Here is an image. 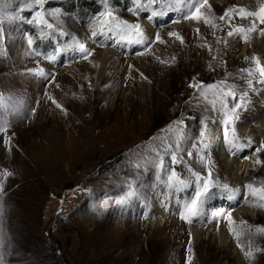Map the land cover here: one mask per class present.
<instances>
[{
    "label": "rangeland",
    "instance_id": "rangeland-1",
    "mask_svg": "<svg viewBox=\"0 0 264 264\" xmlns=\"http://www.w3.org/2000/svg\"><path fill=\"white\" fill-rule=\"evenodd\" d=\"M64 1L0 0V264H264V233L256 231L264 228V207L252 206L245 188L264 183V128L255 125L246 135L238 129L264 93V76L251 59L264 65V23L237 13L219 18L229 8L255 11L264 0H207L210 10L205 6L199 15L215 28L191 18L175 23L171 15L152 26V35L143 24L159 3L118 7L107 0L106 9L105 0H79L94 4L92 13L91 5L76 11L78 0L73 6ZM106 10L116 21L102 22ZM117 21L141 26L143 41L121 36L145 50L119 53L97 83L99 60L113 39L102 28ZM78 49L84 50L79 59ZM67 50L65 67L62 57L49 64ZM222 102L228 104L233 145L261 148L256 157L262 163L239 181L224 139ZM79 103L83 111L77 113ZM236 103L243 106L233 114ZM173 172L186 185L170 186ZM192 172L212 182L200 215L201 225L210 228L198 240L186 219L151 221L154 209L171 210L177 193L186 203L196 197ZM235 189L240 192L234 195ZM231 208L241 217L229 214ZM223 226L231 238L224 246L216 237Z\"/></svg>",
    "mask_w": 264,
    "mask_h": 264
},
{
    "label": "snow or ice",
    "instance_id": "snow-or-ice-1",
    "mask_svg": "<svg viewBox=\"0 0 264 264\" xmlns=\"http://www.w3.org/2000/svg\"><path fill=\"white\" fill-rule=\"evenodd\" d=\"M37 3H40V0H36ZM135 2V0H134ZM189 0H147V4H139L138 7H143V8H151L153 4L159 3L161 6V9H164L167 6H170L171 4H176L178 6H182L185 3H188ZM207 5V0H191V3L189 4V11L185 14L184 18H191V19H195L197 21L199 20H203V22L206 25H209L212 28L216 27V24L214 22H212L211 19H209L208 17H204L202 15H199L200 13V9L204 8ZM105 7L107 9V0H105ZM209 10H210V6ZM193 9L195 11H193ZM233 13H237L240 14L242 17H258L260 19L261 23H264V4H262L259 9L252 11V10H247L245 8H239V9H234V8H229L227 9L224 14L222 16H220L219 18L221 20H224L225 18H228L229 20H231V14ZM56 13H50V15H55ZM153 16L156 15H161L163 14L162 11L158 12L155 9H153L152 12ZM37 15L39 16L40 13H37ZM102 17H106V20H103V23H108L109 20L111 21H116V17H114L112 15L111 11H105V13L101 14ZM118 28L121 29L122 32L125 33V37L126 38H130L132 36L137 37L140 41H143L144 39H146L147 37L145 36V33L143 31V29L141 28V26L139 24H131L128 23L126 21H117V25ZM47 27L51 28L52 25L51 24H47ZM254 30V25L253 28L248 29V31H253ZM238 31L240 32H244L245 30L243 28L238 29ZM95 34V33H94ZM229 35H233L232 32H229ZM169 36H176L177 39H180L181 43H183V39L182 37H180L177 33H169ZM156 39L159 40V35L156 36ZM244 39L247 40V36H244ZM32 41L31 39H29V44L31 45ZM85 59H87V55H85L84 57ZM252 61L257 65V70L259 71V73L264 76V65H261L259 62V58L256 56H253ZM41 75H43V73H41ZM249 83L251 84V81H249ZM261 83H264V80L261 81ZM189 87H194V88H201L202 86L200 84H190ZM213 87H216L215 85H208L207 88L211 89ZM203 94V93H202ZM227 96H235V93L232 91H229L226 93ZM247 93H244L243 96H246ZM243 96L241 97V99H243ZM2 100L3 98L0 97V106H4L2 104ZM213 104H215V101H213ZM59 107V105H57ZM243 105L240 103H236L233 105V107L231 108V112L233 114H235L236 110L241 108ZM221 111L223 113V116L225 117V119L223 120V123L225 125V135H224V139L226 142L231 143L232 140L229 137V132H228V126L230 124V119L229 117V110H228V104L226 102H222V108ZM208 134V129H207V125H205L202 129V131L200 132V138L201 141L203 142ZM234 139V137H233ZM264 147V146H261ZM256 152L261 151V148H257L255 149ZM174 161H175V157H173ZM201 162H203V157H201ZM256 164H260L262 163V161L257 158L254 161ZM157 167H162V162L160 165H157ZM191 171V169L189 170ZM5 176H9L11 175V173L5 172L4 173ZM192 175L195 177V182H196V197L194 199L191 200L190 203H186L185 204V213H187V215H185L184 213L181 214V218L182 219H186L188 220V222H191V220L189 219V216H197L201 213L202 211V207L203 204L205 202V197L208 194V187L210 185V182L208 179L202 177L199 173L197 172H192ZM209 175H211V173H209ZM175 181L176 183L180 184V185H186L187 182L179 180V178L176 176V173L173 172L171 174V176L169 177V182H170V186H171V182ZM203 183L204 185V190L203 192L200 191V186ZM225 190H228L227 185L223 186ZM245 188L248 190L247 191V196L250 197L254 203L252 206L254 207H264V183H262L259 187L255 186L254 184H248L245 186ZM0 189H2V185H0ZM234 195L240 192V189H235L232 190ZM231 230V228H230ZM257 232L260 233H264V228H260L258 227L256 229ZM245 255L249 258L252 257V252L251 251H247L245 252Z\"/></svg>",
    "mask_w": 264,
    "mask_h": 264
},
{
    "label": "bare ground",
    "instance_id": "bare-ground-1",
    "mask_svg": "<svg viewBox=\"0 0 264 264\" xmlns=\"http://www.w3.org/2000/svg\"><path fill=\"white\" fill-rule=\"evenodd\" d=\"M254 1L255 0H237L239 4H247V3H252ZM143 25H144V30L146 34L152 35L153 33L152 25L150 23H147L146 21L144 22ZM86 48L89 49L90 51L93 50L90 44L86 45ZM112 48L113 47H111V45H108L105 47V50L102 53V56L98 63L99 68L101 69L98 68V71L95 77L97 83L100 82L101 79L103 78L101 70L105 66H107L108 63L112 62V64H114L113 62L116 63V61L119 60L118 57H120V55L118 51L115 48L113 49ZM261 48H262V51H264V45ZM69 58H70V62H69V66L67 69L68 71H71L73 69L72 63L75 58L74 56H71ZM82 111H83V105L79 103L77 107V113L82 112ZM255 125L259 127V129L264 128V93L260 94V96L254 100L249 111L248 112L246 111L242 115L238 123V129L240 132L246 135V134H249L250 131H252L251 128ZM118 126L116 127L114 126L115 128H112V130L115 131L119 129ZM109 135H110V132H107L104 138H109ZM263 136H264V133H263ZM258 138L259 137L257 136L254 137L255 144L256 142H258ZM85 143L86 141L81 145L83 146L85 145ZM236 148L238 149V152L236 155H234L235 157L234 159L235 178L234 179L236 181H239L242 177L246 175L247 172H249V170L253 169L256 166V163L254 161L257 159L256 156L258 155V152L256 151L253 152L252 151L253 147L248 146L245 142H240L236 144ZM163 210H159L158 208H156L152 211L151 221L153 224L162 223L163 219L166 218L165 217L166 214ZM231 213H234L233 215L236 218L241 217L240 211L236 209L233 210V208H231L229 214ZM201 224H202V216L196 218L190 224V229H189L190 233L196 240L201 239L202 233L203 232L208 233L209 231L208 228H210V225L202 226ZM216 237L220 241V244L222 246L228 244L231 240L230 234L228 230L224 228V226L218 232H216Z\"/></svg>",
    "mask_w": 264,
    "mask_h": 264
},
{
    "label": "trees",
    "instance_id": "trees-1",
    "mask_svg": "<svg viewBox=\"0 0 264 264\" xmlns=\"http://www.w3.org/2000/svg\"><path fill=\"white\" fill-rule=\"evenodd\" d=\"M136 1V0H135ZM132 2H134V0H114V3H115V5L116 6H118V7H120V6H122L123 4H129V3H132ZM64 5L65 6H73V1L72 0H66V1H64ZM75 3H76V11H79V8L80 7H83V6H87V5H91L92 3L91 2H84V1H75ZM53 5H57L56 3H54ZM92 7H93V11H92V13L93 12H96L97 10H96V7H95V5L93 4V5H91Z\"/></svg>",
    "mask_w": 264,
    "mask_h": 264
}]
</instances>
